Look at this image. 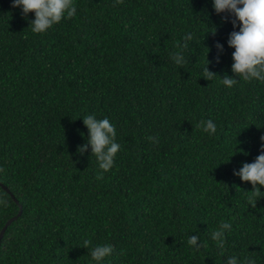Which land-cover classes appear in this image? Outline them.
<instances>
[{
	"label": "trees",
	"instance_id": "16d2710c",
	"mask_svg": "<svg viewBox=\"0 0 264 264\" xmlns=\"http://www.w3.org/2000/svg\"><path fill=\"white\" fill-rule=\"evenodd\" d=\"M73 3V18L36 34L34 12L0 0V183L10 190L0 185V232L21 211L0 264H98L101 245L114 251L99 264H264V186L252 208V184L234 174L264 143V82L221 83L235 75L231 15L213 0ZM178 41L183 66L171 58ZM88 115L116 128L109 171L92 155ZM209 119L215 134L198 127ZM221 222L231 225L223 254L212 239ZM191 235L206 246L188 245Z\"/></svg>",
	"mask_w": 264,
	"mask_h": 264
},
{
	"label": "clouds",
	"instance_id": "9594fccd",
	"mask_svg": "<svg viewBox=\"0 0 264 264\" xmlns=\"http://www.w3.org/2000/svg\"><path fill=\"white\" fill-rule=\"evenodd\" d=\"M116 3H123V0H116ZM12 4L13 7L22 8L21 14L24 18H28L29 13H35V19L30 21L29 26L32 32L36 34L47 32L55 24L60 23L65 16L71 19L76 15L73 0H12ZM213 7L218 15L222 13L231 15V23L234 29H239L238 31L233 30L228 39L229 47L235 49L232 53L234 62L231 65L235 75L224 76L221 83L231 88L238 82L237 77L247 82L253 79L264 82V0H213ZM222 19L227 22L229 16L224 15ZM211 32L215 35L216 29ZM184 39L190 41L192 36L189 34ZM176 47L181 51L171 54V58L176 65L183 66L186 61L182 49L187 47V43L181 44L178 41ZM216 48L218 49L217 62H219V53L224 51V46L217 42ZM208 64L203 69L202 76L212 81L217 73L209 71ZM83 122L89 130L88 143L91 145L92 155L97 158L102 170L109 171L120 150V144L116 142L115 126L108 118L97 119L94 115L83 117ZM198 127L210 135L216 132V125L211 119L200 121ZM148 139L158 143L156 137L149 136ZM260 139L264 141V135ZM87 148L88 144H83L78 146L77 150L83 154ZM2 171L3 168H0V172ZM234 174L244 182L252 184L248 204L255 208L257 198L262 192L261 186H264V143H262L261 152L255 161L252 163L245 162L240 170L235 171ZM98 178L100 177L98 176ZM230 228L229 223L221 222L219 229L212 233V239L216 242L217 248L221 250V254L225 248V230ZM198 241V235H191L187 243L199 251L206 245L200 244ZM90 244L91 241L85 239L82 247L89 248ZM113 251L112 245L96 246L91 250V257L99 264ZM227 264H239V262L235 256H230ZM243 264H256V261L245 258Z\"/></svg>",
	"mask_w": 264,
	"mask_h": 264
},
{
	"label": "water",
	"instance_id": "95a60500",
	"mask_svg": "<svg viewBox=\"0 0 264 264\" xmlns=\"http://www.w3.org/2000/svg\"><path fill=\"white\" fill-rule=\"evenodd\" d=\"M0 185H1L4 189H6L8 192H10V190L8 189V187H7L6 185H3L2 183H0ZM12 196L14 197L13 194H12ZM16 201H17V199H16ZM20 213H21V211L18 213V215H20ZM18 215H16V216L12 217L11 219H9L8 222L6 223V225L2 228V230H1V232H0V240H1V238H2V236H3V234H4V232H5L6 227L12 222V220H14L16 217H18Z\"/></svg>",
	"mask_w": 264,
	"mask_h": 264
}]
</instances>
